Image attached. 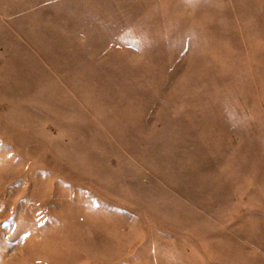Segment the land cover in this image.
Here are the masks:
<instances>
[{
    "label": "rangeland",
    "instance_id": "374dc122",
    "mask_svg": "<svg viewBox=\"0 0 264 264\" xmlns=\"http://www.w3.org/2000/svg\"><path fill=\"white\" fill-rule=\"evenodd\" d=\"M0 264H264V0H0Z\"/></svg>",
    "mask_w": 264,
    "mask_h": 264
}]
</instances>
